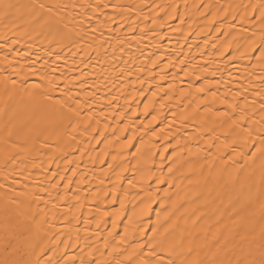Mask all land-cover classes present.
Wrapping results in <instances>:
<instances>
[{
    "label": "bare ground",
    "instance_id": "1",
    "mask_svg": "<svg viewBox=\"0 0 264 264\" xmlns=\"http://www.w3.org/2000/svg\"><path fill=\"white\" fill-rule=\"evenodd\" d=\"M11 2L25 7L0 17V261L258 258L264 0Z\"/></svg>",
    "mask_w": 264,
    "mask_h": 264
},
{
    "label": "snow or ice",
    "instance_id": "2",
    "mask_svg": "<svg viewBox=\"0 0 264 264\" xmlns=\"http://www.w3.org/2000/svg\"><path fill=\"white\" fill-rule=\"evenodd\" d=\"M25 7L24 5H19L16 3H12L11 0H0V17H3L4 19H8L11 16H15L16 13L19 12V10ZM32 7H38L40 9H43L45 6L43 4L33 5ZM261 23L264 25V4L261 6ZM51 9H49L50 11ZM261 59H264V51H261L260 53ZM13 85H15V81H12ZM34 88L40 87L39 85H33ZM47 99L51 100V96H48ZM57 104H59L62 108L67 107L69 111H74L66 101H56ZM79 103V102H77ZM260 147L257 148L256 152L259 153L262 157H264V135L261 136V139L259 141ZM256 154H253V159H255ZM264 236V234H262ZM11 252L15 253L18 250L19 245L17 246H10ZM153 256L156 255L155 252L152 253ZM248 257H252L251 259L245 258L242 262L238 261L237 264H264V244H261L258 258H256L254 250L250 247L247 253ZM0 264H31L29 261H20V260H5L0 261ZM45 264H52L51 260L45 261ZM156 264H173L172 260H168L167 262L164 261L163 257H161L159 260H157Z\"/></svg>",
    "mask_w": 264,
    "mask_h": 264
}]
</instances>
